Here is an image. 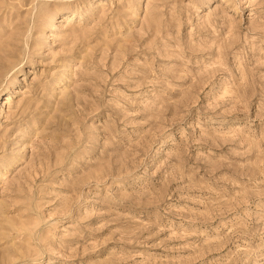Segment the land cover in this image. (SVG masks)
<instances>
[{
  "label": "rangeland",
  "instance_id": "obj_1",
  "mask_svg": "<svg viewBox=\"0 0 264 264\" xmlns=\"http://www.w3.org/2000/svg\"><path fill=\"white\" fill-rule=\"evenodd\" d=\"M0 264H264V0H0Z\"/></svg>",
  "mask_w": 264,
  "mask_h": 264
}]
</instances>
